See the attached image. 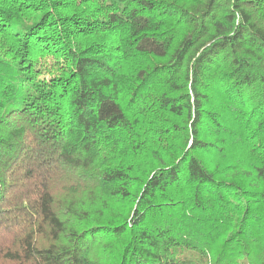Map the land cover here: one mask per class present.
Wrapping results in <instances>:
<instances>
[{
  "label": "trees",
  "instance_id": "obj_1",
  "mask_svg": "<svg viewBox=\"0 0 264 264\" xmlns=\"http://www.w3.org/2000/svg\"><path fill=\"white\" fill-rule=\"evenodd\" d=\"M0 264H264V0H0Z\"/></svg>",
  "mask_w": 264,
  "mask_h": 264
},
{
  "label": "rangeland",
  "instance_id": "obj_2",
  "mask_svg": "<svg viewBox=\"0 0 264 264\" xmlns=\"http://www.w3.org/2000/svg\"><path fill=\"white\" fill-rule=\"evenodd\" d=\"M47 64H48V65L51 64V61L48 60ZM132 163L134 164V166H135L137 169L140 168V167H138V166H140V163H139L138 161H134V162H132ZM115 204H118V202L115 203Z\"/></svg>",
  "mask_w": 264,
  "mask_h": 264
}]
</instances>
